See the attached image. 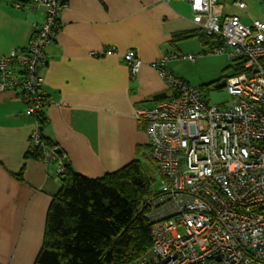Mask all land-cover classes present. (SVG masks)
<instances>
[{"label": "crops", "instance_id": "crops-1", "mask_svg": "<svg viewBox=\"0 0 264 264\" xmlns=\"http://www.w3.org/2000/svg\"><path fill=\"white\" fill-rule=\"evenodd\" d=\"M66 1L69 8L59 15L62 28L46 48L48 62L41 72L46 124L36 119L39 112L28 114V103L15 91L0 92V264L35 263L48 209L61 187L58 161L25 159L32 134L40 131L64 152V162L88 178L123 168L139 159V149L149 150L148 125L137 120V110L152 109L174 95L152 64L170 58L166 67L175 74L171 63L186 57L179 45L203 44L190 38L172 45L173 36H209L184 0ZM233 2L219 0L225 16H238L228 7L251 16L247 3L241 10ZM45 16L46 8L33 0H0V56L26 48L34 25ZM110 48L118 55H102ZM128 50L144 62L136 76L123 58Z\"/></svg>", "mask_w": 264, "mask_h": 264}, {"label": "built area", "instance_id": "built-area-1", "mask_svg": "<svg viewBox=\"0 0 264 264\" xmlns=\"http://www.w3.org/2000/svg\"><path fill=\"white\" fill-rule=\"evenodd\" d=\"M33 1L46 8L44 22L34 25L26 48L0 56V92L15 91L30 115L43 108L46 48L57 40L59 15L69 8L66 0ZM184 1L199 29L221 38L213 54L241 62L244 72L224 82L230 104L216 105L208 90L191 87L166 67L170 58L152 64L174 95L136 112L148 125L149 155L161 183L141 208L152 224V251L133 264H264V0H257L261 19L250 16L248 24L225 16L219 0ZM232 4L247 9L243 0ZM123 58L136 76L144 65L137 52ZM30 141L31 148L41 147L39 160L58 161L63 175L58 148L45 146L40 131Z\"/></svg>", "mask_w": 264, "mask_h": 264}, {"label": "trees", "instance_id": "trees-1", "mask_svg": "<svg viewBox=\"0 0 264 264\" xmlns=\"http://www.w3.org/2000/svg\"><path fill=\"white\" fill-rule=\"evenodd\" d=\"M190 38H198L211 49L222 45L220 37L190 32L175 34L172 45ZM232 67L234 76L244 72L239 61H234ZM229 69L231 66L226 71ZM215 84L206 87H223ZM45 104L46 100L44 109ZM36 119L41 126L46 124L44 110ZM42 141L49 148L56 145L43 134ZM145 151L148 154L147 148L139 149V159L100 178L78 174L64 162L61 187L48 209L42 247L34 264H133L152 251V224L147 211L141 209L153 195V179L143 162L151 157L148 154L142 158ZM41 152L39 146L31 148L25 159H39ZM55 155L63 157L64 152L58 149ZM149 161L155 165L152 158ZM16 176L22 180L23 172Z\"/></svg>", "mask_w": 264, "mask_h": 264}, {"label": "rangeland", "instance_id": "rangeland-1", "mask_svg": "<svg viewBox=\"0 0 264 264\" xmlns=\"http://www.w3.org/2000/svg\"><path fill=\"white\" fill-rule=\"evenodd\" d=\"M246 3L249 5V9L247 10L249 15H251L253 19H260L263 10L260 4L256 0H252V3L246 1ZM228 6H230L229 2ZM228 12L241 17L242 22L245 24L250 23V19L246 17L245 12L230 7H228ZM179 46L185 56L189 54L195 55L197 56V60L195 62L190 60L173 61L171 64L175 74L188 82L191 87H201L208 90V100H210L212 104L229 105L232 101V97L222 83L226 78L233 77L235 75V70L232 67L233 62L228 56L213 54L210 46H202L198 41H186V43L183 42ZM230 66L231 69L226 71ZM213 83H216L215 86L219 85L223 87L215 90L206 87L209 85L212 86L211 84ZM147 156L148 154H146L145 151L142 158ZM150 159H143V162L148 175L153 179L152 189L156 191L160 187L161 180L156 166L153 162L151 163L152 160L149 161Z\"/></svg>", "mask_w": 264, "mask_h": 264}, {"label": "bare ground", "instance_id": "bare-ground-1", "mask_svg": "<svg viewBox=\"0 0 264 264\" xmlns=\"http://www.w3.org/2000/svg\"><path fill=\"white\" fill-rule=\"evenodd\" d=\"M150 145V144H149Z\"/></svg>", "mask_w": 264, "mask_h": 264}]
</instances>
